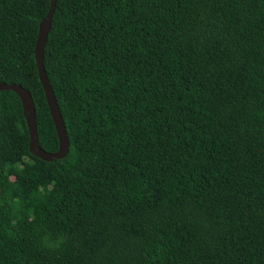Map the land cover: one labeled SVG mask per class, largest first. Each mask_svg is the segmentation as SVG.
<instances>
[{
  "label": "trees",
  "instance_id": "1",
  "mask_svg": "<svg viewBox=\"0 0 264 264\" xmlns=\"http://www.w3.org/2000/svg\"><path fill=\"white\" fill-rule=\"evenodd\" d=\"M49 6L0 0V82L55 153ZM43 62L69 152L0 92V264H264V0H56Z\"/></svg>",
  "mask_w": 264,
  "mask_h": 264
},
{
  "label": "water",
  "instance_id": "2",
  "mask_svg": "<svg viewBox=\"0 0 264 264\" xmlns=\"http://www.w3.org/2000/svg\"><path fill=\"white\" fill-rule=\"evenodd\" d=\"M55 2L56 0H50L49 9L45 17L39 23L38 34L34 48V59L38 72L39 82L43 89L46 104L58 139V149L55 153L45 152L39 146L37 129H36V116H35L34 103L29 92L24 88H22L20 85L6 84L0 82V92L3 91L12 92L16 94L20 100L23 110V116L28 129L29 153L34 157L48 163L54 160L64 159L69 152V139L67 137L65 125L62 120L61 113L57 101L55 99L53 90L47 78L44 68V62H43L44 47L51 26V20L54 12Z\"/></svg>",
  "mask_w": 264,
  "mask_h": 264
}]
</instances>
